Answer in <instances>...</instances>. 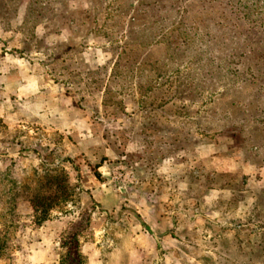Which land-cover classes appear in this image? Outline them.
Here are the masks:
<instances>
[{
    "label": "rangeland",
    "instance_id": "rangeland-1",
    "mask_svg": "<svg viewBox=\"0 0 264 264\" xmlns=\"http://www.w3.org/2000/svg\"><path fill=\"white\" fill-rule=\"evenodd\" d=\"M72 107L117 148L118 188L134 165L200 188L105 211L48 130ZM211 186L247 207L196 217ZM0 264H264V0H0Z\"/></svg>",
    "mask_w": 264,
    "mask_h": 264
},
{
    "label": "crops",
    "instance_id": "crops-1",
    "mask_svg": "<svg viewBox=\"0 0 264 264\" xmlns=\"http://www.w3.org/2000/svg\"><path fill=\"white\" fill-rule=\"evenodd\" d=\"M72 108L67 109L65 112L51 111L52 115L58 117L60 124L48 130L58 131L70 137L72 142L67 147L65 159L63 160L65 169L69 171V178L73 175L71 170L77 173L79 185L86 191L90 188L94 198L102 205L105 211H116L119 207L122 208V205H126V201H130L136 204L138 208L136 212L138 213L141 211L143 204L141 202L144 200L145 207L143 209L149 210L152 214L157 209V205L159 206L163 201H169V196L172 194L170 183L171 185H176L178 190L176 195L184 192L195 194L200 188L199 184L194 182L193 184H188V180L182 177L170 180L169 176L162 174L164 172L159 174V172L151 171V169L146 171V169L137 165H134L128 171L133 175V180L136 178V183L128 181L130 185L125 184V188L122 186L118 188V184L113 183L111 179L112 173L117 169L115 160L118 157L117 148L108 144V141L106 142L103 136L95 135L93 131L94 124L90 122V119L87 118L83 111L75 107ZM195 148L197 155L194 159V165L197 163L206 172L205 181H209V178L213 176L220 175L218 174L220 172L225 173V169L222 167L224 160L218 154L214 155L211 145L197 146ZM218 163L220 166H217ZM247 167L248 164L241 165L237 162L233 173L242 172L246 174ZM190 175L192 176V172H190ZM158 178L162 179L160 181L164 183L165 189H159L155 185ZM205 190L203 195L199 197L200 200L196 198V203L199 202V206L196 204V207L202 211L200 214L197 213L196 217H202L204 221L213 219L211 212L214 213L215 209L218 210L219 204L233 201L235 204L239 203V205H234L236 208L243 209L247 207V201L239 202L238 199H235L234 194H227L226 196V191L217 189V186H211ZM232 190L235 192V188L232 187ZM215 193L218 194L216 195V200H214Z\"/></svg>",
    "mask_w": 264,
    "mask_h": 264
},
{
    "label": "trees",
    "instance_id": "trees-1",
    "mask_svg": "<svg viewBox=\"0 0 264 264\" xmlns=\"http://www.w3.org/2000/svg\"><path fill=\"white\" fill-rule=\"evenodd\" d=\"M33 206L34 209L36 210V212H38L40 214L39 218L40 221L42 219H48L51 215V212L54 210L53 206L51 204H47V202L44 201H38L35 202V200L33 201Z\"/></svg>",
    "mask_w": 264,
    "mask_h": 264
}]
</instances>
